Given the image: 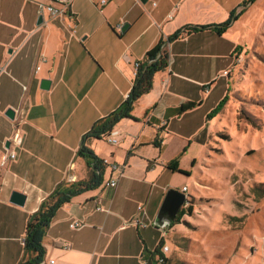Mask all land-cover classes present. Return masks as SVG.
Returning <instances> with one entry per match:
<instances>
[{
	"label": "crops",
	"instance_id": "1",
	"mask_svg": "<svg viewBox=\"0 0 264 264\" xmlns=\"http://www.w3.org/2000/svg\"><path fill=\"white\" fill-rule=\"evenodd\" d=\"M53 1L0 0V164L3 156L15 154L0 165V264L18 263L27 218L54 186L87 175L85 162L75 158L80 137L124 100L134 63L156 45L148 31L157 27L156 18L165 9L182 0H158L150 8L140 0H63L66 15L41 12L43 22L37 25L38 4ZM124 24L125 33L119 32ZM140 25L144 30L129 38V31ZM82 39L88 54L79 45ZM38 61L50 66L43 70ZM43 79L50 80L46 90L39 87ZM161 81L168 88H163L153 114L145 116V124L158 129L168 119L186 117L190 109L177 115V108L193 102L174 98L172 79ZM159 104L162 111L156 114ZM9 107L15 111L13 120L4 114ZM15 130L21 137L18 145L11 144ZM143 130L136 138L147 144L149 140L141 139ZM120 139L125 146L127 138ZM153 164L147 170L154 172ZM172 167L181 168L174 162ZM129 173L113 169L106 181L115 179V187L104 184L98 193L90 190L57 210L46 230L40 264H146L148 252L160 240L164 244L157 230L164 228L153 222L167 189L146 175ZM12 191L26 196L22 205L9 201ZM151 221L156 229L147 225ZM77 222L80 226L70 227Z\"/></svg>",
	"mask_w": 264,
	"mask_h": 264
},
{
	"label": "rangeland",
	"instance_id": "2",
	"mask_svg": "<svg viewBox=\"0 0 264 264\" xmlns=\"http://www.w3.org/2000/svg\"><path fill=\"white\" fill-rule=\"evenodd\" d=\"M157 2L143 5L150 8ZM227 20L220 36L204 31L170 43L169 69L154 75L151 89L134 105L132 120L120 122L109 134L117 144L104 139L88 143L108 163L104 183L90 192L101 191L110 172L124 168L167 190L185 187L181 191L194 197L191 215L157 229L167 247L164 264H264V198L257 188L264 183V0L176 1L147 35L158 44L184 25ZM84 42L79 45L88 54ZM36 66L47 70L50 62L38 61ZM162 78L173 80L174 98H191L194 107L186 117L168 119L158 129L146 125L145 116L153 114L163 88H168ZM161 111L159 104L155 113ZM141 130L147 144L137 141ZM149 162L154 172L147 170ZM173 162L188 175L168 170L166 165ZM147 225L156 229L152 221Z\"/></svg>",
	"mask_w": 264,
	"mask_h": 264
},
{
	"label": "trees",
	"instance_id": "3",
	"mask_svg": "<svg viewBox=\"0 0 264 264\" xmlns=\"http://www.w3.org/2000/svg\"><path fill=\"white\" fill-rule=\"evenodd\" d=\"M232 17V15H231ZM230 21L217 25H184L179 31L167 36L166 39H160L149 52L146 53L142 60L138 61V66L134 68L132 73L131 87L124 100L107 115L95 120L79 140L76 149V157L84 160L88 173L83 179L75 181L62 180L54 186L39 203L37 210L31 213L26 221L24 227V239L22 242V256L17 264H40L45 257V248L43 245L46 230L49 228L51 221L56 214L57 210L64 204H68L70 200L77 196L96 189L104 183L103 173L108 165L107 161L99 159L95 153L89 149L88 143L92 140L104 139L107 141L109 134L115 127L122 121L132 120V111L136 101L143 95L148 93L153 85V77L157 73L164 72L169 66V44L176 39L187 37L191 34H196L203 31H213L214 34L220 36L226 32V28ZM118 37L120 33L116 34ZM194 106V102L182 103L177 108V115L185 113L187 110ZM150 163V162H149ZM168 170H175L183 175H188L179 169L166 165ZM264 183L257 185L261 190L259 198H264ZM195 203L194 197L186 196V204L179 210L174 222L178 221L183 215L192 214V204ZM164 246L163 241L160 240L158 245L145 258L146 264H162L167 261L164 257L161 247ZM144 252H146L143 247ZM147 253V252H146ZM158 259H157V258ZM156 258V259H155Z\"/></svg>",
	"mask_w": 264,
	"mask_h": 264
},
{
	"label": "water",
	"instance_id": "4",
	"mask_svg": "<svg viewBox=\"0 0 264 264\" xmlns=\"http://www.w3.org/2000/svg\"><path fill=\"white\" fill-rule=\"evenodd\" d=\"M141 2L145 3L147 0H140ZM43 22L42 15L39 14L37 17L36 24L40 25ZM128 24H124L120 32H124L127 28ZM50 80L43 79L41 80V84L39 87L41 90H46L49 88ZM14 110L10 107L4 112V114L10 118V120L14 119ZM8 145V142L5 143ZM26 196L19 191H12L11 197L9 201L13 204L22 205ZM186 204V194L174 189H168L164 193V197L162 203H160L159 210L157 215L154 219V225L160 228H167L177 217V214L181 207ZM154 264V263H153Z\"/></svg>",
	"mask_w": 264,
	"mask_h": 264
},
{
	"label": "built area",
	"instance_id": "5",
	"mask_svg": "<svg viewBox=\"0 0 264 264\" xmlns=\"http://www.w3.org/2000/svg\"><path fill=\"white\" fill-rule=\"evenodd\" d=\"M54 3H50L48 5H42L41 3L38 4V8H39V14H41V12H44L46 11L48 14L50 15H56V16H64L66 15V13H68V3L63 1V0H54L53 1ZM103 2V1H102ZM138 66V61H136L134 63V68ZM38 69V68H37ZM21 141V137L18 135V132L17 130H15V133H14V136H13V139L11 141V144L12 145H18ZM107 141L110 143V145H114L116 144V140H111L110 139V136L107 137ZM15 154L14 153H8V155H5L3 156L2 158V162H1V166L4 164V160L6 157H9V158H13ZM116 180L115 179H111V180H107L106 181V185H109V187H115L116 186ZM186 188H184L183 190H185ZM138 210H141V206H138ZM80 226V224L77 222V223H72L70 225V227L72 228H75V227H78ZM161 251L165 252L167 251V247L165 246H162L161 247Z\"/></svg>",
	"mask_w": 264,
	"mask_h": 264
}]
</instances>
